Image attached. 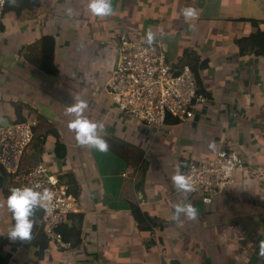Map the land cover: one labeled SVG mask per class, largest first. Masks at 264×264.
<instances>
[{
  "label": "crops",
  "instance_id": "0c3cea01",
  "mask_svg": "<svg viewBox=\"0 0 264 264\" xmlns=\"http://www.w3.org/2000/svg\"><path fill=\"white\" fill-rule=\"evenodd\" d=\"M88 3L8 2L0 122H13L16 106L37 122L23 167L43 161L68 186L74 176L80 213L66 224L74 229L66 246L43 233L39 208L31 239L10 240V182L0 172V264H264V0H111L109 16L93 15ZM120 35L160 43L170 65L192 69L211 95L194 119L149 128L102 92ZM79 100L87 104L81 115L103 125L98 135L116 151L76 142L67 109ZM56 135L68 149L64 160ZM224 150L247 163L226 192L209 200L176 187L173 176ZM185 203L196 207L195 219L175 218Z\"/></svg>",
  "mask_w": 264,
  "mask_h": 264
},
{
  "label": "built area",
  "instance_id": "2783aa9c",
  "mask_svg": "<svg viewBox=\"0 0 264 264\" xmlns=\"http://www.w3.org/2000/svg\"><path fill=\"white\" fill-rule=\"evenodd\" d=\"M9 0H0V30ZM123 115L132 117L149 128L160 129L169 118L178 122L195 118L198 108L208 102L210 94L201 88L189 66L170 65L162 45L136 43L120 35L117 58L110 78L102 88ZM37 122L0 123V172L10 179L11 188L29 186L53 193L47 211H43V233L60 246H66L58 229L71 215L80 213L79 201L67 184L48 164L36 161L24 168L25 155L33 143ZM246 161L235 151L224 150L207 162L191 164L184 175L192 184L189 191L211 200L222 195L234 183L238 170ZM55 179V183L50 181ZM152 240L156 241L153 236Z\"/></svg>",
  "mask_w": 264,
  "mask_h": 264
},
{
  "label": "clouds",
  "instance_id": "9594fccd",
  "mask_svg": "<svg viewBox=\"0 0 264 264\" xmlns=\"http://www.w3.org/2000/svg\"><path fill=\"white\" fill-rule=\"evenodd\" d=\"M88 9L95 16L113 14L111 0H89ZM86 107L87 104L83 100H79L75 105L68 107L67 111L75 114V119L68 125L69 129L74 131L75 140L79 145L91 147L100 153L107 152L109 150L107 140L98 135V129H102L103 125L81 115ZM213 146L210 145V147ZM172 179L179 190L190 191L192 189V184L185 175L178 173ZM50 181L55 183L54 178H50ZM52 199L53 193L48 189L38 191L29 186L11 188L6 197V207L14 223L7 234L8 238L13 241L30 240L34 225V211L38 208L47 211ZM180 214H184L189 219H195L198 212L195 206L185 203L176 207L175 218L179 219ZM260 254L264 255V241L260 242Z\"/></svg>",
  "mask_w": 264,
  "mask_h": 264
},
{
  "label": "trees",
  "instance_id": "16d2710c",
  "mask_svg": "<svg viewBox=\"0 0 264 264\" xmlns=\"http://www.w3.org/2000/svg\"><path fill=\"white\" fill-rule=\"evenodd\" d=\"M19 107V108H18ZM15 111H16V119L15 120H13V122H15V123H20V122H25L26 120L24 119V117L22 116V108H20V106H16V108H15ZM57 137H56V141H55V154H56V157H57V159H59V160H64V159H66L67 158V156H68V149H67V147L61 142V140H60V136H58V135H56ZM105 140H107V142H108V145H109V149L110 150H112V151H116V149H115V147H114V144H113V141H110V139H105ZM43 142H44V140H43ZM116 144V143H115ZM124 145L126 146V144L124 143ZM65 177H67V175L65 176ZM68 178L70 179L69 180V182H70V186H69V188H70V191L74 194V195H77L78 194V187H77V184H76V182L74 181L75 180V177L74 176H68ZM72 178H74V180L72 179ZM62 180H63V178H61ZM72 182V183H71ZM42 216H43V211H42ZM73 216L74 215H71L70 216V218L72 217L73 218ZM79 217H80V224L82 225V221H83V215H79ZM77 232H78V237H80V235H81V233H80V229L79 230H77V229H75ZM58 232L62 235V238H63V241L65 242V243H68L69 241H70V239H69V235L70 234H73V232H74V229L73 228H71V229H69L68 227H67V225H64V226H62V227H60L59 229H58Z\"/></svg>",
  "mask_w": 264,
  "mask_h": 264
},
{
  "label": "water",
  "instance_id": "95a60500",
  "mask_svg": "<svg viewBox=\"0 0 264 264\" xmlns=\"http://www.w3.org/2000/svg\"><path fill=\"white\" fill-rule=\"evenodd\" d=\"M0 123L2 126L6 127L9 125L10 121L5 120V121H1ZM170 264H179V262L177 260H172Z\"/></svg>",
  "mask_w": 264,
  "mask_h": 264
},
{
  "label": "rangeland",
  "instance_id": "374dc122",
  "mask_svg": "<svg viewBox=\"0 0 264 264\" xmlns=\"http://www.w3.org/2000/svg\"><path fill=\"white\" fill-rule=\"evenodd\" d=\"M38 121H39V123H40V120L38 119ZM48 127V126H47ZM43 130V128H40V131H42ZM31 146V145H30ZM3 174H5V173H3ZM6 175V174H5ZM6 177H7V179H9V177L6 175ZM9 182H10V179H9ZM171 183H173V182H171Z\"/></svg>",
  "mask_w": 264,
  "mask_h": 264
}]
</instances>
